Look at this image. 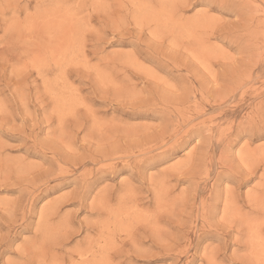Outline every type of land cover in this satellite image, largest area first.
Here are the masks:
<instances>
[{"label":"rangeland","instance_id":"obj_1","mask_svg":"<svg viewBox=\"0 0 264 264\" xmlns=\"http://www.w3.org/2000/svg\"><path fill=\"white\" fill-rule=\"evenodd\" d=\"M60 1L0 0V264H264V0Z\"/></svg>","mask_w":264,"mask_h":264},{"label":"bare ground","instance_id":"obj_2","mask_svg":"<svg viewBox=\"0 0 264 264\" xmlns=\"http://www.w3.org/2000/svg\"><path fill=\"white\" fill-rule=\"evenodd\" d=\"M68 2V0H62V1H60L59 2V6H61V5H63L64 3H67ZM77 4H79V3H77ZM82 4V3H81ZM80 5V4H79ZM77 6V5H76ZM81 6V5H80ZM80 6H79V9H80ZM82 7H83V5H82ZM55 11L57 10V7H55V9H54ZM14 15V14H13ZM76 15H78V11H67L66 12V15H64V17H69L70 16V18L72 19V18H74V17H76ZM80 15H81V13H80ZM15 16V15H14ZM63 17V18H64ZM78 19V18H77ZM60 20V19H59ZM219 20V19H218ZM5 21V20H4ZM7 21V20H6ZM63 21V20H62ZM71 21V20H70ZM69 21V22H70ZM208 22H209V20H208ZM216 23V22H215ZM34 25V24H33ZM73 25V24H72ZM68 27V26H67ZM49 30H50V28H48ZM66 29V28H65ZM35 31V30H34ZM51 31V30H50ZM20 33V32H19ZM35 33V32H34ZM51 33H53L52 31H51ZM42 34H44V33H42ZM51 35V34H50ZM49 35V36H50ZM54 35V34H53ZM59 35H61V34H59ZM59 35L57 36V35H54V36H51V37H55V38H58L57 40H55L54 42H55V44H56V46H57V48L55 49V50H53L50 54H60V53H63V51L68 47V44H70L69 42L71 41V40H73L74 38H75V33H74V31L71 29V27H70V29L68 30V32L63 36V39H65V40H63L61 37H59ZM18 36H20V34L18 35ZM40 36H42V35H40ZM18 38H20V37H18ZM45 38V37H44ZM48 38V41H50L51 39L49 38V37H47ZM42 39V41H43V38H41ZM33 40H37V38L36 39H33ZM32 39L29 41L30 42V46H28V47H31V45H33V44H31V41L32 42H34ZM39 40V39H38ZM37 40V41H38ZM25 42H26V40H24ZM18 42V41H17ZM22 44V46H24L23 44V42L22 41H20ZM28 42V43H29ZM53 42V43H54ZM43 43V42H42ZM35 44H36V41H35ZM18 45H20V43L18 44ZM27 45V44H26ZM29 45V44H28ZM35 46V45H34ZM27 47V48H28ZM33 47V46H32ZM194 47V46H193ZM24 48H26V47H24ZM34 48V47H33ZM78 49V48H77ZM19 50V49H18ZM20 51H23V50H21L20 49ZM220 52V51H219ZM38 55V54H37ZM39 55H41V54H39ZM66 55V54H65ZM219 55V54H218ZM60 56H61V54H60ZM38 57V56H37ZM76 66V65H75ZM251 80V79H250ZM72 88V87H71ZM144 126V125H143ZM247 149V148H246ZM250 156V155H249ZM244 158V157H243ZM228 198V197H227ZM226 198V199H227ZM258 198H262L261 196H258ZM225 201H227V200H225ZM263 202V201H262ZM235 205H236V203H234ZM237 208V207H236ZM238 210V209H237ZM196 228V227H195ZM215 246V245H214ZM214 250V249H213ZM215 252V251H214ZM252 259V258H251ZM260 264V263H259Z\"/></svg>","mask_w":264,"mask_h":264}]
</instances>
